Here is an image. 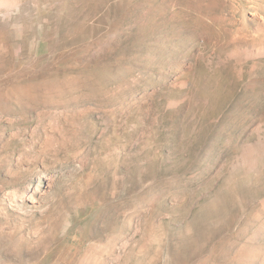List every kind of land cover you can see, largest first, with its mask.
<instances>
[{
  "label": "rangeland",
  "instance_id": "1",
  "mask_svg": "<svg viewBox=\"0 0 264 264\" xmlns=\"http://www.w3.org/2000/svg\"><path fill=\"white\" fill-rule=\"evenodd\" d=\"M0 264H264V0H0Z\"/></svg>",
  "mask_w": 264,
  "mask_h": 264
}]
</instances>
